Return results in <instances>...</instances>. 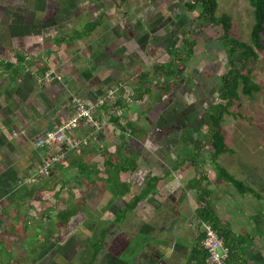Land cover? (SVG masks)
Listing matches in <instances>:
<instances>
[{
  "label": "crops",
  "instance_id": "crops-1",
  "mask_svg": "<svg viewBox=\"0 0 264 264\" xmlns=\"http://www.w3.org/2000/svg\"><path fill=\"white\" fill-rule=\"evenodd\" d=\"M181 3L169 6L177 10ZM104 5L84 0L80 13H74L76 3L58 13L50 0H0V264H69L66 257L85 254L88 241L100 233V220L127 218L128 205L152 178H159L155 189L134 210L135 216H148V252L160 256L150 264H197L190 253L202 232L196 216L201 204L213 208L217 224L229 232L232 264H264V215H253V228L245 223L250 234L240 235L229 215L220 218L223 212L211 204L212 198L222 206L228 196L218 187L229 188L223 180L213 184L218 176L209 167L217 158L207 136L206 146H199L200 126L186 127L193 134L187 135L194 146L190 153L184 157L179 149V127L195 122L180 103L198 99L195 79L202 71L191 79L187 72L197 65L200 45L190 59L175 60L181 49L171 37L177 30L167 23L156 28L166 19H150L156 4L136 17L122 12L114 22L102 14ZM212 59L203 61L204 72L220 66ZM170 63L173 70L186 68L168 76L164 68ZM48 72L57 77L46 81ZM109 90L113 99L93 110L104 126L95 131L80 124L74 136L87 137L88 144L65 150L47 175L40 174L43 162L62 152V146H36L42 130L64 122L76 97L93 105ZM196 179L199 184L190 187ZM247 188L251 192H239V198L253 208L262 197L254 185ZM200 192L207 193L203 200Z\"/></svg>",
  "mask_w": 264,
  "mask_h": 264
},
{
  "label": "rangeland",
  "instance_id": "rangeland-1",
  "mask_svg": "<svg viewBox=\"0 0 264 264\" xmlns=\"http://www.w3.org/2000/svg\"><path fill=\"white\" fill-rule=\"evenodd\" d=\"M128 1H130V6H128ZM162 1H164L165 3H163ZM173 1L174 0H161V2L159 1V3L156 4L157 11L155 12V8H153V10L151 11L155 12V14H152L149 17L151 20L156 21H158V19H160L161 17L166 18H162V24H158L156 28L159 27V29H161L165 27V25H162L167 23L170 25L172 31L177 30L175 36L170 37L176 43H178V46H180L179 48L181 49L183 56H185L186 52V47L182 44L183 31L186 30L187 32H189L188 36L196 40V44L200 45L199 52L195 56V61L197 62V65H195L194 67H190L189 71L187 72L189 76L188 79H191L193 77L195 78L197 72H201L200 66L204 63V60H213L212 57L215 56V60H217L220 65L216 66V69L213 68L215 70L213 73L204 72L203 70L200 75L196 77L195 83L196 87H198L197 91L199 93L197 101L199 100V102L196 101V104L192 102L188 104L185 103V101H182V104L180 103L181 108L183 110L190 111L189 114H194L195 118L194 124L189 125L186 123V126L184 127L185 129H183V127H179V129H182L179 133V149L181 151L182 156L185 157L187 156L188 152L190 153V151L194 147L192 145V142H190L187 137V135H193L191 134L192 131L187 129L186 127L192 128L193 130H197L198 126L201 127L200 134L199 132H196L197 134L195 135L198 139V143L201 142L199 146H201L202 148L205 147L206 144L203 143V141H205V136L208 135V128L207 125H205L207 109L210 105L214 104L215 102L218 106L212 107L210 110V114L215 117L217 116V110L219 109V107L222 108L226 104V101L220 99L219 95L214 93L216 90L219 93V91L224 88L223 85H225L219 75L222 72H227L228 70L229 66L226 61L227 54L225 52L228 51V49L226 46L227 42H224L225 44L222 42L223 31H221V27L219 25H211L206 22L203 17L199 15V11L201 10L199 5H196V9L193 12L184 11L181 8L182 6H180L177 10H171L172 6L169 5ZM188 1L189 0H178L177 3L182 2V5L183 3ZM216 1L217 9L215 15L220 16L222 14H226L231 19L230 29L228 31L229 37L234 39L238 43L251 46L252 41L251 36L249 35V31L251 25L253 24V15L249 0ZM71 2V0H53V2H51L50 0V6L51 8L56 9L58 13H63L64 9H68L69 4H71ZM83 2L84 0H75L77 6L75 9L76 11L73 10L75 11L74 13H80V5ZM152 2L153 0H104L105 5L102 14L105 17H108L109 21L113 20V22L116 20V18H121L119 16L122 12H127L136 17L139 11H143ZM91 8H93V6ZM178 12L179 14L175 15ZM103 20L104 17L102 18V21ZM128 22L129 21L127 20V23ZM116 23L117 22H115V24ZM261 36L262 43L264 45V29ZM208 50H210V52H207ZM236 50V53L238 54L242 52V50L240 51L239 48ZM198 62H200L199 65ZM236 66L239 67V64L237 63ZM185 68L186 65L184 64L183 70ZM247 72H250V79L252 80V82L258 84L261 87V91L254 93L251 97H249L242 93V86L240 84L238 85L236 90L238 98L232 101V104L227 106L226 109L222 111L221 116L220 126L222 129V134L225 137V145L227 146L228 151L226 153L218 155V164H214L212 165V167H209L210 169H213V172L217 173L218 175L216 181L213 182V184H216L217 187L218 185H220L219 183H222V180L225 181V174L221 177L218 171L219 169H223L232 178L243 183L246 188L248 186L254 185L256 194L262 197V199L260 200H255L253 208L248 207L246 205V201L244 199L239 198V192L240 194H243V191H240V188L235 187L234 184L225 181V184L229 188L228 190H226V192L222 190V187H218V190L221 194H225V197L228 196L227 198H225L226 200H222V206L221 204L217 205L216 201L211 198V204L216 205V207L223 212V214L219 217L221 218V216L223 217V215H229L228 221L229 223H231L233 229L236 230V233L240 235L244 233L246 234V236L250 234L248 233L249 230L247 225L250 226L251 224L253 228L251 217L253 215H257L260 217L261 215H264V51H257L256 60L253 61L251 60V58L247 60V65L245 66L243 72L241 71V74L244 75ZM241 74L239 73L238 75ZM239 81L241 80L239 79ZM183 112L185 113V111ZM209 149L210 153H213V149L210 146ZM224 157L226 159H224ZM117 163L121 166L120 161H117ZM156 203L158 204V202ZM223 204L226 205L223 206ZM143 220L144 213L140 214V216H135V212L133 211L127 216V222H123L120 224L121 228L118 225V227L115 228H118L117 231H121L122 229L123 232L132 231L137 233L142 231L140 233L148 234V218L145 222V225L142 226V224L144 223ZM247 221L250 224H245ZM107 222L108 221L100 220L98 227V230H100V232L107 231V229L108 231H111L107 227ZM155 232L156 231H154L153 233ZM98 234V232L94 234L93 238L88 241L89 247L86 250L85 254H78L74 257L73 261L76 264L83 262L88 257L87 255L92 252L90 245L94 243L103 245V239H97ZM141 241L142 242H140L139 245H142L144 240ZM156 257L155 259H150L154 262L156 260ZM148 264H150L149 259Z\"/></svg>",
  "mask_w": 264,
  "mask_h": 264
},
{
  "label": "trees",
  "instance_id": "trees-1",
  "mask_svg": "<svg viewBox=\"0 0 264 264\" xmlns=\"http://www.w3.org/2000/svg\"><path fill=\"white\" fill-rule=\"evenodd\" d=\"M71 7L73 8L75 5V0H71ZM249 4L252 8V15H253V24L250 27L249 35L251 36L252 45H245L242 43H238L234 39L229 37V29H230V17L226 14H222L220 16H216L215 12L217 9V1L216 0H189L188 2L183 3L181 8L184 11L193 12L196 9V5H199L201 10L199 11V15L203 17V19L208 22L211 25H219L221 27V31H223L222 38L223 43L227 42L226 46L228 51L226 52V56L228 58V70L225 72V74L221 77L225 85H223L224 88H222L218 95L220 99L226 101V104L221 108L217 110V116L213 117L210 114V110L212 107H216L218 105H211L209 106L207 110V116L206 124L208 128V139L210 142V146L213 149L212 157L216 159L218 155H221L223 153H226L228 151L227 146L225 145V137L222 134V129L220 126L221 123V116L222 111L226 109L227 106L232 104V101L238 98V94L236 92L238 85L240 84L242 86V93L246 96L251 97L254 93L260 92L261 87L252 82L250 79V72H247L246 74H241V71L243 72L245 66L247 65V60L251 58V60L257 59V51H264V45L262 43V32L264 29V0H249ZM71 8V9H72ZM96 24L91 25V27H95ZM188 33L186 30L183 31V39L182 44L186 47L185 52V60L190 59L193 55V49L196 45V40L188 36ZM224 43V44H225ZM242 52L239 54L236 53V49H238ZM180 50H176L173 54L174 59L176 60L177 57H180L182 54ZM239 64V67L236 66V64ZM172 64L170 63L168 66L164 68V73L168 76L171 75H180V73L183 71L184 64L179 66V70L176 67V70L171 69ZM241 75H238V74ZM238 75V76H237ZM239 79L241 81H239ZM240 83H239V82ZM230 87V88H229ZM264 95V93H263ZM207 140V139H206ZM133 170H135L136 165L133 164ZM118 170H125V167L119 168ZM219 175L225 174V181L228 183L234 184L235 187L240 188V191H246L251 192L250 188H246V186L243 185L240 181L232 178L230 175H228L225 170H218ZM218 176V175H217ZM218 178V177H217ZM159 181V178H152L149 182L146 184V189L143 190L138 196L134 197L132 202L128 205V208L125 210L132 211L136 208L139 201L144 199L145 196H147L152 190L155 189L156 183ZM199 180H193L192 183L189 184L190 187H193L194 185H198ZM202 189V188H201ZM206 195L205 192L198 193L199 199L203 200V195ZM196 216L199 220V225L203 222L210 223L213 227V229L217 232V234L224 239L225 244L230 249L231 254V246L230 243L227 241L229 232L224 230V228H221L217 224V218L214 215V210L208 205L201 204L196 209ZM200 238L198 239L197 243L194 245V247L191 250L190 253V261H196L197 264H206V253L204 252L202 245L200 244V239L202 241L203 233L201 232L199 234ZM200 244V245H199ZM100 250V249H99ZM96 250L95 252L99 251Z\"/></svg>",
  "mask_w": 264,
  "mask_h": 264
},
{
  "label": "built area",
  "instance_id": "built-area-1",
  "mask_svg": "<svg viewBox=\"0 0 264 264\" xmlns=\"http://www.w3.org/2000/svg\"><path fill=\"white\" fill-rule=\"evenodd\" d=\"M57 77L54 72H48L44 75L46 81ZM113 90H109L105 96H101L93 105L86 104L81 98L76 97L73 100L71 115L62 123L54 125L43 136L37 139L36 146L52 148L62 146V152L46 159L39 169V173L47 175L52 166L59 163L65 150H75L88 144V138H77L74 131L85 124L95 131L100 130L104 123L93 115V110L98 106H103L105 102L113 99ZM203 233L201 245L206 253V264H232L229 261L230 251L225 244L224 239L220 237L213 229L210 223H201Z\"/></svg>",
  "mask_w": 264,
  "mask_h": 264
},
{
  "label": "flooded vegetation",
  "instance_id": "flooded-vegetation-1",
  "mask_svg": "<svg viewBox=\"0 0 264 264\" xmlns=\"http://www.w3.org/2000/svg\"><path fill=\"white\" fill-rule=\"evenodd\" d=\"M159 1L161 2V0H153L151 4H157L159 3ZM174 1H178V0H174ZM163 3L165 2L163 1ZM203 70L204 69L201 68V71ZM214 94H218L217 90L215 91ZM215 104L216 103L214 102V104L212 105ZM205 125L207 124L205 123ZM141 201L138 202L137 206ZM137 206L136 208H138ZM136 208L134 210L138 211V209ZM134 210L130 212H133ZM146 217L148 218V216ZM147 218L144 217L143 220L144 223L142 224V226L145 225ZM123 220L124 223L127 222V218L124 217ZM123 222H120V220L118 222H113L112 224L107 222V227L111 230L112 229L111 227L113 228L118 227ZM140 232L137 233L132 231L123 232L122 229L121 231H116L114 229L108 231L107 229V231L100 232L101 234L99 233L97 239L100 238L103 239V248H102L103 250L100 249L99 251L95 252L94 250L91 249L92 252H90V254L87 255L88 257L86 258V261L84 263L85 264H148V259L150 260V263L153 262V260L150 259L153 258V256H151L148 252V234L140 233ZM141 240H144L143 244L139 245L140 242H142ZM74 257L75 255L73 254V252H71L66 257V259L70 261L69 264H76L73 261ZM159 258L160 256H157L155 262H158Z\"/></svg>",
  "mask_w": 264,
  "mask_h": 264
},
{
  "label": "water",
  "instance_id": "water-1",
  "mask_svg": "<svg viewBox=\"0 0 264 264\" xmlns=\"http://www.w3.org/2000/svg\"><path fill=\"white\" fill-rule=\"evenodd\" d=\"M47 131H48L47 128L43 129L42 132H41V133L39 134V136L37 137V139L40 138L41 136H43Z\"/></svg>",
  "mask_w": 264,
  "mask_h": 264
},
{
  "label": "bare ground",
  "instance_id": "bare-ground-1",
  "mask_svg": "<svg viewBox=\"0 0 264 264\" xmlns=\"http://www.w3.org/2000/svg\"><path fill=\"white\" fill-rule=\"evenodd\" d=\"M229 251H230V249H229ZM229 261H230V255H229ZM231 262V261H230ZM206 263V262H205Z\"/></svg>",
  "mask_w": 264,
  "mask_h": 264
}]
</instances>
